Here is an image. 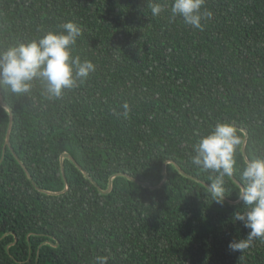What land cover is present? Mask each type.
Masks as SVG:
<instances>
[{"label":"trees","instance_id":"1","mask_svg":"<svg viewBox=\"0 0 264 264\" xmlns=\"http://www.w3.org/2000/svg\"><path fill=\"white\" fill-rule=\"evenodd\" d=\"M171 2L0 0V51L72 22L95 66L58 98L0 86V264H264V241L229 248L244 162L264 159V0H204L200 29ZM218 123L242 139L222 203L191 161Z\"/></svg>","mask_w":264,"mask_h":264},{"label":"clouds","instance_id":"2","mask_svg":"<svg viewBox=\"0 0 264 264\" xmlns=\"http://www.w3.org/2000/svg\"><path fill=\"white\" fill-rule=\"evenodd\" d=\"M203 3L204 0H172L171 16L179 15L185 24L200 29L201 19L212 15L211 12L201 14ZM150 7L153 15L163 11L160 4ZM62 28V32H48L38 40L0 51V86H7L13 93H26L34 79H41L49 98H58L63 90L76 86L78 79H86L95 66L71 54L80 29L72 22L65 23ZM123 107L127 110L128 105ZM241 143L232 125L218 123L194 146L193 165L216 173L210 177L208 191L218 203L225 197L224 178L233 175L234 152ZM241 176L244 183L238 196L246 207L244 212L234 213V219L242 222L248 233L245 239L229 243L233 251H244L256 239L264 241V159L246 160ZM96 260L97 264H107V257L100 256Z\"/></svg>","mask_w":264,"mask_h":264},{"label":"water","instance_id":"3","mask_svg":"<svg viewBox=\"0 0 264 264\" xmlns=\"http://www.w3.org/2000/svg\"><path fill=\"white\" fill-rule=\"evenodd\" d=\"M0 104L4 107V108H8L7 107V105L5 104V102H4V100H3V97H2V93H1V88H0ZM10 114V123H9V127H8V131H7V135H6V146H10V142H9V138H10V131H11V126H12V120H13V116H12V113L10 112L9 113ZM17 158V157H16ZM64 159H69V160H71L72 162H74V159L68 154V153H64V154H62V156H61V170H62V175H63V177H64V170H63V163H62V161L64 160ZM17 160H18V158H17ZM19 161V160H18ZM179 171H180V169H179ZM84 173V176H85V178L86 179H89L97 188H98V190L99 191H101L103 194H108L110 191H111V189H112V182H110L109 183V186H108V188L106 189V190H101L98 186H97V184L91 179V177H90V175L88 174V173H86V172H83ZM29 178H30V176H28ZM131 179V178H130ZM165 179L166 178H164V180H163V182L165 181ZM64 180H65V178H64ZM131 180H134V179H131ZM111 181H112V179H111ZM162 182V183H163ZM142 184V186H144V187H150L147 183H141ZM155 187H151V189H154Z\"/></svg>","mask_w":264,"mask_h":264}]
</instances>
